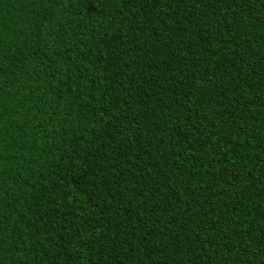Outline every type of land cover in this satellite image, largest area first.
Here are the masks:
<instances>
[{"label":"trees","instance_id":"obj_1","mask_svg":"<svg viewBox=\"0 0 264 264\" xmlns=\"http://www.w3.org/2000/svg\"><path fill=\"white\" fill-rule=\"evenodd\" d=\"M0 264H264V0H0Z\"/></svg>","mask_w":264,"mask_h":264}]
</instances>
